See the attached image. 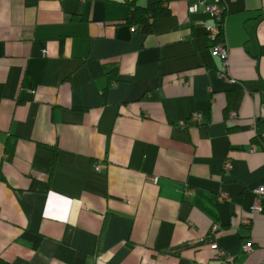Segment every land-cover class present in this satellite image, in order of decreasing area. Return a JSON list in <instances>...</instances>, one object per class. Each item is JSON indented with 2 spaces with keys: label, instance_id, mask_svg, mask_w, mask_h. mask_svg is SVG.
Masks as SVG:
<instances>
[{
  "label": "crops",
  "instance_id": "obj_1",
  "mask_svg": "<svg viewBox=\"0 0 264 264\" xmlns=\"http://www.w3.org/2000/svg\"><path fill=\"white\" fill-rule=\"evenodd\" d=\"M192 1L144 32L126 0H0V262L264 264V0H205L234 82Z\"/></svg>",
  "mask_w": 264,
  "mask_h": 264
},
{
  "label": "built area",
  "instance_id": "obj_2",
  "mask_svg": "<svg viewBox=\"0 0 264 264\" xmlns=\"http://www.w3.org/2000/svg\"><path fill=\"white\" fill-rule=\"evenodd\" d=\"M131 1V0H129ZM188 8L187 11L189 14H194L196 12H198L200 10L201 7L204 8V10L209 11L210 16L213 17L215 19V24L213 26L211 25H207L205 27V29H207V36L209 37L210 41L212 42V53L218 55L221 58V65H222V69L220 72V75L224 78H228L227 80L230 82H234L233 79H230L228 77V56H229V52L227 50L226 47V43L224 40V28H223V21H224V12H225V6L221 3H215L212 5H207L205 4V0H193L192 2L188 3ZM186 83H188L186 81ZM228 117H227V121L228 122H232L236 119L237 117V112L235 111H228ZM189 118L188 120L185 122H180L179 126L186 128L188 126V123H192V124H200L201 122V114L198 113H192L189 114ZM224 165H223V170H229L232 167V163L231 161H229L228 159L224 160ZM94 168L96 170H100L102 169V166L97 163L95 164ZM156 177H154L152 179V181H156ZM191 193L190 190H186L185 191V195H189ZM253 196H254V200L253 203L251 205V214H256L259 213L261 211V204L262 201L264 199V186H259L253 189ZM217 200L219 201H223V200H228L226 193H220L216 196ZM0 214H1V210H0ZM246 221V224H249L248 220H244ZM223 229L219 224H214L211 227V231L210 234H215L217 233L219 230ZM210 247H212L215 250L214 253V257L216 259H224L226 261H231L233 258L232 256H229L228 254H226V251L220 247L217 246V244L215 242H210ZM242 249L246 252H251L253 250V245L251 244L250 241L244 242L242 244Z\"/></svg>",
  "mask_w": 264,
  "mask_h": 264
},
{
  "label": "trees",
  "instance_id": "obj_3",
  "mask_svg": "<svg viewBox=\"0 0 264 264\" xmlns=\"http://www.w3.org/2000/svg\"><path fill=\"white\" fill-rule=\"evenodd\" d=\"M126 3L128 5L129 11L125 19L130 24H137L144 32H147V30L150 29L152 19L170 15V10L169 7H167L166 0H147L145 5H138L134 2V0H126ZM107 77V83L109 87L115 80L114 70L108 71ZM103 93L104 91L101 92V95ZM5 149L8 153H12L13 148L11 142H7ZM55 157L56 150L52 148V163L55 161ZM0 264L5 263L1 261Z\"/></svg>",
  "mask_w": 264,
  "mask_h": 264
},
{
  "label": "rangeland",
  "instance_id": "obj_4",
  "mask_svg": "<svg viewBox=\"0 0 264 264\" xmlns=\"http://www.w3.org/2000/svg\"><path fill=\"white\" fill-rule=\"evenodd\" d=\"M95 166V165H94Z\"/></svg>",
  "mask_w": 264,
  "mask_h": 264
}]
</instances>
